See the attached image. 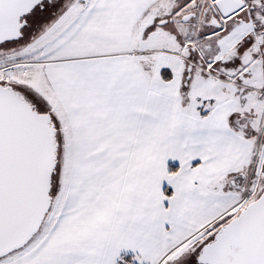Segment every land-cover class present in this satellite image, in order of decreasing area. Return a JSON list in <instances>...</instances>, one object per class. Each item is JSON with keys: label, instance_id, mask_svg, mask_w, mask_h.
I'll list each match as a JSON object with an SVG mask.
<instances>
[{"label": "snow or ice", "instance_id": "6c2138e0", "mask_svg": "<svg viewBox=\"0 0 264 264\" xmlns=\"http://www.w3.org/2000/svg\"><path fill=\"white\" fill-rule=\"evenodd\" d=\"M0 264H264V0H0Z\"/></svg>", "mask_w": 264, "mask_h": 264}]
</instances>
